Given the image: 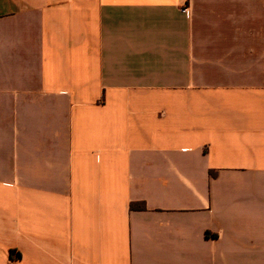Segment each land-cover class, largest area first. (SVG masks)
Returning a JSON list of instances; mask_svg holds the SVG:
<instances>
[{
	"label": "crops",
	"instance_id": "obj_1",
	"mask_svg": "<svg viewBox=\"0 0 264 264\" xmlns=\"http://www.w3.org/2000/svg\"><path fill=\"white\" fill-rule=\"evenodd\" d=\"M0 264H264V0H0Z\"/></svg>",
	"mask_w": 264,
	"mask_h": 264
},
{
	"label": "trees",
	"instance_id": "obj_2",
	"mask_svg": "<svg viewBox=\"0 0 264 264\" xmlns=\"http://www.w3.org/2000/svg\"><path fill=\"white\" fill-rule=\"evenodd\" d=\"M20 255V254H19Z\"/></svg>",
	"mask_w": 264,
	"mask_h": 264
}]
</instances>
